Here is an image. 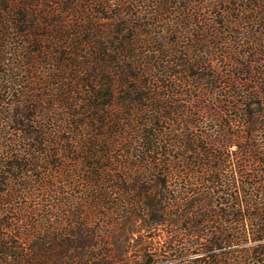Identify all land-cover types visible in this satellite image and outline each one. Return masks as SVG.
Listing matches in <instances>:
<instances>
[{"label":"trees","instance_id":"1","mask_svg":"<svg viewBox=\"0 0 264 264\" xmlns=\"http://www.w3.org/2000/svg\"><path fill=\"white\" fill-rule=\"evenodd\" d=\"M0 264H264V0H0Z\"/></svg>","mask_w":264,"mask_h":264}]
</instances>
